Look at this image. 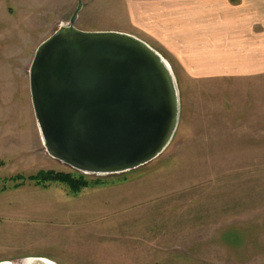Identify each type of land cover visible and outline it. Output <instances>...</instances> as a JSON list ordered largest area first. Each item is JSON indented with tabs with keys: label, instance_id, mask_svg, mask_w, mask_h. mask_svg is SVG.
Listing matches in <instances>:
<instances>
[{
	"label": "rangeland",
	"instance_id": "rangeland-1",
	"mask_svg": "<svg viewBox=\"0 0 264 264\" xmlns=\"http://www.w3.org/2000/svg\"><path fill=\"white\" fill-rule=\"evenodd\" d=\"M77 0H0V179L80 174L46 153L28 72ZM128 0H82L75 27L130 32ZM179 117L166 149L94 185L0 192V263L264 264V81H193L171 67ZM83 175V174H82ZM97 183V184H95Z\"/></svg>",
	"mask_w": 264,
	"mask_h": 264
},
{
	"label": "water",
	"instance_id": "water-1",
	"mask_svg": "<svg viewBox=\"0 0 264 264\" xmlns=\"http://www.w3.org/2000/svg\"><path fill=\"white\" fill-rule=\"evenodd\" d=\"M81 9L77 0L68 25L34 53L28 78L35 123L48 156L73 171L128 173L156 159L172 140L176 81L164 58L138 38L77 29Z\"/></svg>",
	"mask_w": 264,
	"mask_h": 264
},
{
	"label": "crops",
	"instance_id": "crops-1",
	"mask_svg": "<svg viewBox=\"0 0 264 264\" xmlns=\"http://www.w3.org/2000/svg\"><path fill=\"white\" fill-rule=\"evenodd\" d=\"M127 9L129 35L189 79L264 81V0H128Z\"/></svg>",
	"mask_w": 264,
	"mask_h": 264
},
{
	"label": "trees",
	"instance_id": "trees-1",
	"mask_svg": "<svg viewBox=\"0 0 264 264\" xmlns=\"http://www.w3.org/2000/svg\"><path fill=\"white\" fill-rule=\"evenodd\" d=\"M26 183L42 189L50 187L51 184L63 185L72 196H76L83 189L94 185V182L89 181L85 175L82 174L74 175L53 171H39L28 177L16 175L10 178L0 179V192L19 189Z\"/></svg>",
	"mask_w": 264,
	"mask_h": 264
},
{
	"label": "bare ground",
	"instance_id": "bare-ground-1",
	"mask_svg": "<svg viewBox=\"0 0 264 264\" xmlns=\"http://www.w3.org/2000/svg\"><path fill=\"white\" fill-rule=\"evenodd\" d=\"M51 264H55V263L51 262Z\"/></svg>",
	"mask_w": 264,
	"mask_h": 264
}]
</instances>
